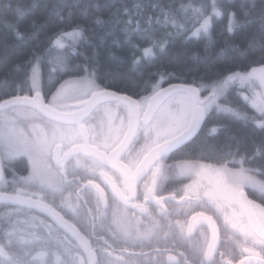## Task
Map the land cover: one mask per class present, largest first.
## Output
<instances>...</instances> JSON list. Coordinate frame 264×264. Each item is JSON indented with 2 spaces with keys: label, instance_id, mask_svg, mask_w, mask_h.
<instances>
[{
  "label": "snow or ice",
  "instance_id": "1",
  "mask_svg": "<svg viewBox=\"0 0 264 264\" xmlns=\"http://www.w3.org/2000/svg\"><path fill=\"white\" fill-rule=\"evenodd\" d=\"M37 7L0 5L14 41L6 76L17 77L0 93V264H264V0H246L243 20L229 0L120 6L135 83L74 62L88 42L79 23L39 46L46 23L21 28ZM61 7L68 17L52 15L63 24L72 6ZM251 24L245 47L224 40L212 77L172 83L156 66L175 37L209 47L218 27L231 37ZM45 68L57 74L47 90ZM221 120L259 142H220Z\"/></svg>",
  "mask_w": 264,
  "mask_h": 264
},
{
  "label": "trees",
  "instance_id": "2",
  "mask_svg": "<svg viewBox=\"0 0 264 264\" xmlns=\"http://www.w3.org/2000/svg\"><path fill=\"white\" fill-rule=\"evenodd\" d=\"M8 2L9 0H0V5ZM11 2L23 5L35 3L38 5L33 15L21 22V28L31 31L30 21L32 19H35L38 24L46 23L44 31L39 34V46H46L47 37L53 31L59 30L60 28L68 29L69 22L79 23L85 30L88 42H81L78 45V51L83 55L78 56L74 61L75 63H84V58L89 57L95 60L102 70L112 69L122 72L133 83L140 81L141 71L130 68L129 37L123 31V20L127 19V17L123 13L118 15L117 9L125 4L129 6L133 3L148 4L150 0H11ZM151 2H154V0H151ZM229 2L232 4L233 10L238 13V17L243 20L244 16L241 6L246 3V0H229ZM61 5L72 6L71 20L68 21L66 19L63 24L52 15L55 10L65 17H68L69 9L67 7H61ZM147 14L151 15V10ZM7 19H13L12 13L7 14ZM257 27V24L248 25L231 37H228L226 33H222L218 27L215 34L216 43L209 47H205L203 41L199 43L195 41L187 42L180 37H175L166 45V52L160 55L156 61V66L169 72H174L179 77L178 79L173 78L171 80L172 83H180L183 79L192 80L195 78L199 80L201 77H212L220 70L221 65L214 58L223 46L224 40L228 39L232 44L245 47ZM164 32L165 29L163 27L159 25L154 26L153 35L155 39H164ZM130 39L132 43L146 46L147 42L141 39L136 33H132ZM13 43V39L6 36L3 24L0 23V93L9 90L13 80L17 79L15 74L11 77L6 76L7 68L4 67L3 63L5 45L7 44L9 46L10 51ZM12 63H19V60L14 59ZM224 66L227 67L230 65ZM236 66L239 69L241 63L237 61ZM9 67H11V64ZM190 69L192 71H189ZM156 70V67L151 69L153 72ZM48 76V70L45 68L44 81L46 84L49 83V81H46L50 79V76ZM56 79L57 74L54 76L51 86L45 87L53 88ZM164 86H167V84ZM220 123H223L227 129V133L221 132L218 137L220 142H223L226 134H235L238 138L248 140L249 142L253 137H256L257 142H259V134L253 133L251 127H244L230 120H221Z\"/></svg>",
  "mask_w": 264,
  "mask_h": 264
},
{
  "label": "flooded vegetation",
  "instance_id": "3",
  "mask_svg": "<svg viewBox=\"0 0 264 264\" xmlns=\"http://www.w3.org/2000/svg\"><path fill=\"white\" fill-rule=\"evenodd\" d=\"M54 76H56L55 73H53V74L50 76V79L46 80V81H49V83H48V84L45 83V86H47V87H50V86H51V84H52V80H53ZM48 77H49V76H48ZM47 89H49V88H46V87H45V90H47ZM53 90H54V89H53ZM2 212H3V209L0 208V213H2ZM146 250H147V249H146Z\"/></svg>",
  "mask_w": 264,
  "mask_h": 264
},
{
  "label": "water",
  "instance_id": "4",
  "mask_svg": "<svg viewBox=\"0 0 264 264\" xmlns=\"http://www.w3.org/2000/svg\"><path fill=\"white\" fill-rule=\"evenodd\" d=\"M165 87H167V86H165Z\"/></svg>",
  "mask_w": 264,
  "mask_h": 264
}]
</instances>
